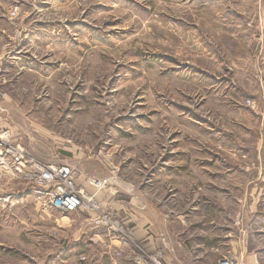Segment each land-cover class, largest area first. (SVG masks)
Segmentation results:
<instances>
[{"label":"rangeland","instance_id":"374dc122","mask_svg":"<svg viewBox=\"0 0 264 264\" xmlns=\"http://www.w3.org/2000/svg\"><path fill=\"white\" fill-rule=\"evenodd\" d=\"M0 129V264H264V0H0Z\"/></svg>","mask_w":264,"mask_h":264},{"label":"built area","instance_id":"2783aa9c","mask_svg":"<svg viewBox=\"0 0 264 264\" xmlns=\"http://www.w3.org/2000/svg\"><path fill=\"white\" fill-rule=\"evenodd\" d=\"M6 141V135L0 129V170L15 168L16 171L21 172L18 164L23 161V151L12 144H7ZM24 162L26 163V161ZM39 170L40 174L38 177L40 181L45 183L46 186H52L53 188V194L50 193L49 197L51 205L61 209L63 212H72L80 208L82 196L75 191L71 184L66 167L53 165ZM228 262L229 260H222L220 264H229Z\"/></svg>","mask_w":264,"mask_h":264},{"label":"bare ground","instance_id":"6f19581e","mask_svg":"<svg viewBox=\"0 0 264 264\" xmlns=\"http://www.w3.org/2000/svg\"><path fill=\"white\" fill-rule=\"evenodd\" d=\"M1 138H3V137L1 136ZM228 263H229V264H232V262H230V261H229Z\"/></svg>","mask_w":264,"mask_h":264}]
</instances>
